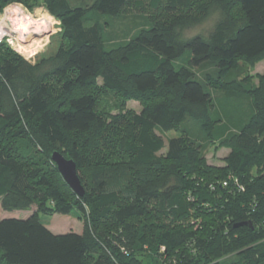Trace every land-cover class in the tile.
Returning a JSON list of instances; mask_svg holds the SVG:
<instances>
[{
	"label": "trees",
	"instance_id": "trees-1",
	"mask_svg": "<svg viewBox=\"0 0 264 264\" xmlns=\"http://www.w3.org/2000/svg\"><path fill=\"white\" fill-rule=\"evenodd\" d=\"M85 1L44 0L61 44L39 64L0 46L1 207H37L0 220V264H264V75L258 87L223 79L264 59V0ZM39 2L0 0V14ZM131 8L152 22L111 44L101 18ZM214 14L207 37L185 39ZM210 65L216 73L200 78ZM109 94L122 102L117 115L103 107ZM130 100L139 113L125 110ZM188 118L229 150L224 167L182 129ZM169 132L182 135L165 146L159 133ZM55 152L75 161L83 197ZM40 214H77L85 229L54 234Z\"/></svg>",
	"mask_w": 264,
	"mask_h": 264
},
{
	"label": "rangeland",
	"instance_id": "rangeland-1",
	"mask_svg": "<svg viewBox=\"0 0 264 264\" xmlns=\"http://www.w3.org/2000/svg\"><path fill=\"white\" fill-rule=\"evenodd\" d=\"M92 1H85L80 3L83 6H89ZM35 14L40 15L42 17L45 13L44 0H40L39 4L33 8L32 10ZM48 13V12H47ZM49 14V13H48ZM50 15V14H49ZM147 17V18H146ZM149 14L148 13H140L133 8L130 10H126L125 13L121 14V16L109 19V18H101L102 23L107 22L109 26L106 30L107 40L110 41L111 44L118 45L126 40L133 38L137 35L142 29L148 27L149 23L152 21H148ZM219 19V15L214 14L209 16L204 20V22L191 30L185 32V39H190L196 36H205L214 28L217 20ZM43 46L41 47V52L37 59L34 62L28 64L31 66L39 64L42 60L48 59L54 56L61 44V30L60 25L56 24L54 33H52L49 39L43 40L41 42ZM196 72L202 78L203 76H208L207 74H214L216 70L210 65L205 66L203 68L197 69ZM229 73V72H228ZM223 77L224 81H229L233 77L238 78L241 82H250L252 86L258 87L260 85V77L264 75V59L258 61L255 64L244 66L243 63L239 64V69L233 70ZM223 82V81H222ZM101 84V81H100ZM226 90L223 88H215L213 89V97H215V104L218 105L220 100H225ZM231 99V98H230ZM235 101V100H234ZM122 102L118 99L117 96L107 95L104 100L103 107L111 109L110 115H117L120 113V105ZM245 105V104H244ZM236 108V104L232 105ZM246 106V105H245ZM218 108V106L216 107ZM248 109V106L245 107ZM125 110H131L139 113L142 110V106L138 101L130 100L126 103ZM227 109H225L227 114ZM230 110V109H229ZM224 111V110H223ZM224 111V112H225ZM201 125L196 123L191 118H188L186 123L183 125V130L189 135H191L194 139L199 140V144L203 147V150L206 155V159L209 165H213L219 168L225 166L224 159L227 157L229 150L225 148H221L218 143H214L213 141H209L206 143L207 133L201 129ZM220 126V125H218ZM162 136L165 146H168V142L172 138L180 137L182 133L180 132H169L166 134H160ZM167 149H164L160 154L166 153ZM96 173H94L95 176ZM95 185L98 182L97 177H94ZM37 210L36 206H33L31 210L26 211H13L6 212L1 207L0 201V220L4 219H28L31 215H33ZM40 221L42 224L47 227L54 234H67V233H83L85 229L84 221H80L78 219L77 214H71L69 216H62L59 214L47 216L44 214H40Z\"/></svg>",
	"mask_w": 264,
	"mask_h": 264
},
{
	"label": "built area",
	"instance_id": "built-area-1",
	"mask_svg": "<svg viewBox=\"0 0 264 264\" xmlns=\"http://www.w3.org/2000/svg\"><path fill=\"white\" fill-rule=\"evenodd\" d=\"M48 19V20H46ZM52 24L55 30L60 23L51 15L45 13L42 17L29 10L24 4L11 3L0 14V46L7 45L20 55L25 61L34 62L39 56L43 40H48L54 30L43 36L40 42H35L29 33L33 32L41 22Z\"/></svg>",
	"mask_w": 264,
	"mask_h": 264
},
{
	"label": "water",
	"instance_id": "water-1",
	"mask_svg": "<svg viewBox=\"0 0 264 264\" xmlns=\"http://www.w3.org/2000/svg\"><path fill=\"white\" fill-rule=\"evenodd\" d=\"M52 162L56 165L59 173L70 187V189L79 197H83L86 193L77 172V166L73 159H66L63 154L55 152L51 156ZM250 223H243L237 227L248 226Z\"/></svg>",
	"mask_w": 264,
	"mask_h": 264
},
{
	"label": "bare ground",
	"instance_id": "bare-ground-1",
	"mask_svg": "<svg viewBox=\"0 0 264 264\" xmlns=\"http://www.w3.org/2000/svg\"><path fill=\"white\" fill-rule=\"evenodd\" d=\"M53 30L54 29L52 28V24L41 21L38 24L37 28L33 32H30L29 35L31 38L35 39V42H40L43 36L51 33Z\"/></svg>",
	"mask_w": 264,
	"mask_h": 264
},
{
	"label": "crops",
	"instance_id": "crops-1",
	"mask_svg": "<svg viewBox=\"0 0 264 264\" xmlns=\"http://www.w3.org/2000/svg\"><path fill=\"white\" fill-rule=\"evenodd\" d=\"M229 154V153H228ZM77 234H81V233H77Z\"/></svg>",
	"mask_w": 264,
	"mask_h": 264
}]
</instances>
